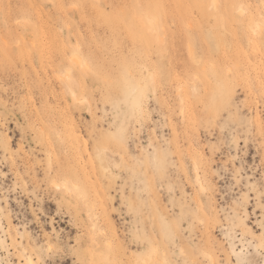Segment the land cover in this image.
<instances>
[{"label": "rangeland", "instance_id": "rangeland-1", "mask_svg": "<svg viewBox=\"0 0 264 264\" xmlns=\"http://www.w3.org/2000/svg\"><path fill=\"white\" fill-rule=\"evenodd\" d=\"M113 255L264 264V0H0V264Z\"/></svg>", "mask_w": 264, "mask_h": 264}, {"label": "bare ground", "instance_id": "bare-ground-1", "mask_svg": "<svg viewBox=\"0 0 264 264\" xmlns=\"http://www.w3.org/2000/svg\"><path fill=\"white\" fill-rule=\"evenodd\" d=\"M258 30H259V28H258ZM256 31H257V29H256ZM259 32V31H258ZM49 147V146H48ZM57 185V186H56ZM55 186L58 188V187H61V185L59 184V183H55ZM67 186V191H69L70 189H71V187L70 186H68V185H66ZM60 189V188H59ZM80 193V192H79ZM103 229V228H102ZM111 236H112V234H110ZM111 236L109 237V238H111ZM110 239H108V241H109ZM140 244V243H139ZM159 252V249L157 248V244L155 245V247H154V250H153V253L154 254H156L157 255V253ZM108 258V257H107ZM114 261H115V264H119L118 263V256L117 255H113V257H111ZM29 262L31 263V264H33L34 263V259L32 258V256H30L29 257Z\"/></svg>", "mask_w": 264, "mask_h": 264}]
</instances>
